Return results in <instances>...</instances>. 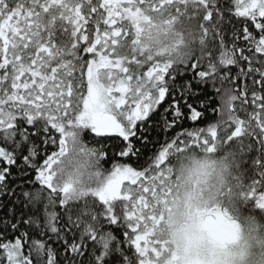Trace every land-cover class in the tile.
<instances>
[{
    "label": "snow or ice",
    "instance_id": "6c2138e0",
    "mask_svg": "<svg viewBox=\"0 0 264 264\" xmlns=\"http://www.w3.org/2000/svg\"><path fill=\"white\" fill-rule=\"evenodd\" d=\"M175 2L0 0V164L4 165L0 166V194H14L9 190L7 179L12 166L21 172L35 171V180L29 183H38L40 187L24 190L21 195L33 206L44 205V228L52 238L63 241L66 251L71 253L72 258L67 259L66 264H150L146 259L150 254L159 256L158 246L163 245L154 238L149 225L159 222L153 211L157 197L164 203L171 194L166 184L170 178V154L188 148L211 152L220 140L216 123L169 134L181 128L186 120L198 125L204 115L201 109L207 110L214 102L206 94L203 100H198L202 92L194 90V85L211 84L215 99L224 84L237 93L232 78L227 72L221 74V69L239 67L240 61H246L247 71L241 68L237 75L258 73L260 79L254 83L264 87V59L254 60L253 56L245 54L247 51L264 56V0H234L235 15L250 22L242 29L247 49L237 48L235 43L231 48L226 47L222 33L217 32L221 24L218 0H197L203 9L205 34L210 31L220 36L219 57L213 56V49L203 62L175 65L151 56L142 60L143 49L136 55L134 46L139 43L143 24L149 21L144 13H160ZM213 9L217 11L215 22ZM93 25L94 35L91 34ZM86 27L89 34L84 32ZM239 35L241 31L233 28V38ZM80 41L87 43L81 45ZM129 43L133 45V54L122 55ZM253 64L261 67H253ZM188 72L191 79H184ZM244 93L247 94V88ZM252 97L259 111L248 114L243 104L237 107L236 103L225 142L255 137L259 130L258 155L252 161L259 171L240 195L255 209L264 210V97L255 90ZM238 100L240 96H236V102ZM158 107H163V111L159 113L156 126L164 133V141L145 158L134 141L142 139L143 125ZM211 111L218 114L220 109L211 108ZM238 112H244L247 118H241ZM65 124L83 127L93 133L94 138H99V155L106 157L104 161L115 160L117 156L136 157L134 165L113 163L108 169L110 178L103 188L85 194L83 202L66 199L67 186L58 189L53 185V166L65 154V138L71 135L65 131ZM23 125L31 126L34 131ZM232 127L234 130H230ZM52 130L58 133V140L51 134ZM33 137L45 146H56L58 142V150L42 158ZM108 139H112L111 156L106 151L109 146L102 143ZM25 145L27 153L22 154ZM251 148L249 144L248 149ZM38 158H42V163L37 162ZM57 207L61 213L55 210ZM61 215L66 221L63 229L58 226ZM200 215L202 227L214 238L226 241L232 236L236 224L226 209H204ZM25 223L40 227L35 217ZM105 225L118 228L120 236L111 228L106 230ZM12 228L15 230L17 224H12ZM25 244L28 245L27 255L23 251ZM86 253L85 261L82 258ZM3 261L6 264H56L55 249L44 240L32 238L29 242L28 233L21 232L14 241L0 242V264Z\"/></svg>",
    "mask_w": 264,
    "mask_h": 264
},
{
    "label": "clouds",
    "instance_id": "9594fccd",
    "mask_svg": "<svg viewBox=\"0 0 264 264\" xmlns=\"http://www.w3.org/2000/svg\"><path fill=\"white\" fill-rule=\"evenodd\" d=\"M202 13L197 0H182L179 12L167 7L160 13L145 12L149 21L143 24L135 54L143 49L142 60L151 56L175 65L203 62L215 44L211 32L205 34ZM132 47L126 44L121 54L132 55ZM216 100L220 140L215 150L188 148L170 154L166 184L171 194L164 203L157 197L153 211L159 222L149 225L163 247L158 246L159 256L146 258L150 264H264V210L255 209L240 195L248 178L244 140L225 142L236 94L224 84ZM65 131L71 135L65 138V154L53 166V185L67 186L66 199L83 202L85 194L104 187L110 172L103 167L99 151L84 142L79 127L65 124ZM216 207L226 209L236 224L226 241L214 238L201 225L200 211Z\"/></svg>",
    "mask_w": 264,
    "mask_h": 264
},
{
    "label": "trees",
    "instance_id": "16d2710c",
    "mask_svg": "<svg viewBox=\"0 0 264 264\" xmlns=\"http://www.w3.org/2000/svg\"><path fill=\"white\" fill-rule=\"evenodd\" d=\"M95 2H102V0H94ZM165 4L168 3V0H163ZM234 0H218V6L221 9L220 15H221V24L219 28L217 29V32L222 33V38L225 41V45L228 48H231L233 43L236 44V47H244L247 49V44H245L242 40V29L245 26L247 22L245 18L243 17H237L235 15V8L233 6ZM182 5V0H176L175 3L172 4L171 8L174 9L176 12L180 11V6ZM231 8V11H227V9ZM103 11V10H100ZM95 15V14H93ZM217 16V11L213 9V22H215ZM203 17V13H202ZM207 24L208 22H204ZM103 25H101V30L103 29ZM254 27V26H253ZM237 28L241 31V35L235 37V39L232 36V29ZM85 34H89V29L86 27L84 30ZM95 33V25L91 28V34L94 35ZM213 42L215 44V50H214V57H219L220 55V36L217 35L216 32L212 33ZM258 38V36H257ZM85 41H80L81 45L86 44ZM81 54L82 49H81ZM246 55L253 56V59H264V56H261V54H252L245 52ZM237 57H239V52H236ZM89 58L90 54H89ZM2 59V58H0ZM55 66V65H53ZM248 63L246 61H240V66H228L226 69H221V74H224L227 72L231 79L232 86L235 89L237 93L236 96H240V100H238L237 107L243 104V107L246 108L248 114H252L255 111H259V109L256 107V103L253 102L252 97V91H257L262 97H264V87H261L259 84H255L254 81L259 80L260 76L258 73H252L248 76L243 75H237L241 68L246 72L248 69ZM253 67L259 68L261 65L259 64H253ZM146 70V69H145ZM23 79V78H22ZM184 79H191V72H188L187 75L184 77ZM247 88V94L245 95L244 89ZM194 90L202 92V95H200L197 99L203 100L205 98V95L214 102L210 104L209 108L207 110L201 109L204 112L203 117L200 119L198 125H193L189 121H184L183 126L181 128H176L174 131H170V135H174L176 131H182L183 128H192V127H205L208 123H215V118L217 116V113L211 111V108H218L219 105L217 103V100L215 99V90L212 88L211 84H206L201 86L194 85ZM23 92L24 90L21 89ZM246 101V102H245ZM258 103V102H257ZM167 105L165 104L164 107ZM163 111V107H158L156 113H154L151 116V119L148 120L147 124L143 125L145 128V131L142 134V139L138 138L135 139L134 143L136 148H139L142 150V153L145 158L148 156H151L152 153L160 146V144L164 141V133L159 131L157 128V122L159 121V113ZM238 114L241 116V118H247L244 112H238ZM170 118V117H169ZM253 123H255L253 121ZM25 128H28L30 131H34V129L31 128V126L23 125ZM255 125H253L254 127ZM50 127V126H49ZM139 127V125H138ZM83 140L84 142L93 148V150L100 149V145L98 144L99 138H94V134L87 131V129L81 127L80 128ZM230 130H234V127H232ZM259 130L257 129V135L255 137H243L241 138L244 140V143L242 144V148L245 152V168L248 170V179L247 182H250V178L255 174L258 173L259 169H256L252 165L253 158L258 155L256 149L259 147L257 144V140L260 138ZM51 134L55 137H57L58 140V133H55L54 130H52ZM42 135H44L42 133ZM141 134L138 131V137H140ZM226 138V137H225ZM35 143L39 146L38 152L41 154L42 158H46L47 154H50L52 150H58V142L56 146H53L51 144L45 146L42 144L40 139L33 137L32 138ZM116 140H122V138L116 137ZM236 138H234L235 140ZM105 145H108L109 147L106 149L109 156L112 155V149L110 145L112 144V139H108L106 141H103ZM252 145L251 150L248 149V145ZM27 145L24 146L22 154L27 153ZM45 148L48 149L47 152H45ZM42 158H38V163H42ZM106 157H101V163L105 169H111L113 163H128L130 166L134 165V162L136 161V157L129 158H123V157H116L115 160L109 161L106 159ZM264 159V157H262ZM19 163V160L17 161ZM0 166H4L0 164ZM140 170V169H138ZM256 179H259L258 175H255ZM9 181V190L13 191V195L9 196L7 193L0 194V242H9L14 241L17 237L20 236L21 232H27L29 237V242L32 238L44 240L47 242L49 246H51L53 249H55V257H56V264H66L67 259L72 258L71 253L67 252L63 241L56 240L55 238H52V234L47 231L46 228L43 226L44 221V205L39 204L36 206H33L29 204L21 195L22 191L24 190H31L33 188L40 187L38 183H29V181L35 180V171L25 169L23 172L19 171L15 166H12L11 168V175L7 177ZM19 201V202H17ZM58 213H61L62 210L57 207L55 209ZM30 217H35L38 219V222L40 224V227H37L36 224H26L25 221H27ZM19 222V223H18ZM65 219L61 215L60 219L58 220V226H60L62 229L65 225ZM12 224H17V228L14 230L12 228ZM114 232L118 237L120 236V230L116 228L115 226H109L105 225V229H109ZM41 231H43V235H41ZM71 234H69V239L71 240ZM24 254L27 255L28 253V245L25 244L23 248ZM80 259V258H75ZM85 261L88 259L87 253L85 254V257H83ZM33 260L35 261V258L33 257ZM46 260V257H45ZM3 264H6V261H3Z\"/></svg>",
    "mask_w": 264,
    "mask_h": 264
}]
</instances>
